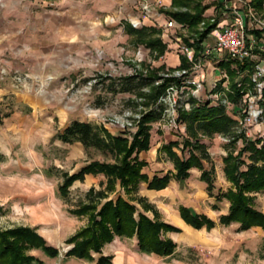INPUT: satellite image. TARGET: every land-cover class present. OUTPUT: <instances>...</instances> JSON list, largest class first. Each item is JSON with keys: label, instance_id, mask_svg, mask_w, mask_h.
Instances as JSON below:
<instances>
[{"label": "rangeland", "instance_id": "374dc122", "mask_svg": "<svg viewBox=\"0 0 264 264\" xmlns=\"http://www.w3.org/2000/svg\"><path fill=\"white\" fill-rule=\"evenodd\" d=\"M16 1L21 4L18 6V10L28 3V0ZM31 1H34L35 5H42L46 2L47 8H43V10L48 16L57 11L55 6H48L49 3L65 1L64 6H59L60 9L64 7L62 13H65V25L67 26L65 30H73L80 35L79 38L78 36L68 38L64 49L57 46L48 53L28 54L31 58L27 57L26 52H14L19 46L14 39V43L6 45V51L1 54L2 62L9 63L11 66H16L21 62L35 67L36 63L43 62L45 65H49L50 72L52 67L60 66L69 73V77L64 78L63 82L61 81V84L65 85L62 90L65 100L48 102V109L52 108L70 114L76 109L81 111L84 119L90 123L114 129L120 133L131 134L135 131L136 122L134 121L138 119L141 111L135 102H131V104L127 102V100H134V96L127 93L113 94L112 103L107 102L106 108L99 113H89L86 110L93 101L90 89L98 87L100 85L98 83L104 84L106 79L113 82L136 74L155 77L156 83L161 78L175 77L181 72L188 74L190 83H195L191 84L193 88L184 90L185 92L181 95L177 92L165 96V114L160 120L150 124L151 146L147 155L144 156L147 166L142 172L146 175L161 176L164 173H173L171 163L163 155L158 157L155 152L159 145L178 139L176 133H184V126H175L173 122L176 117L174 106L177 99L184 102L187 94H190L196 99L205 100L204 97L208 95L207 92H209L213 80L219 82L224 89L228 85L226 70L211 62L200 60V69L193 71V65L189 64L185 57L175 54L174 50H171L172 44L161 37L162 24L169 19L172 20L164 11L182 12L184 9L169 7L170 3L166 4L164 0H161V4L154 3L153 0ZM193 1H199L201 5H209L214 0ZM144 2L147 3L148 12L141 10V5ZM252 13L254 12L252 11ZM213 15L214 8L210 6L204 11L203 19L193 29L187 26L182 29L186 36L183 38L187 41L185 44L189 45V41L193 43L196 41L199 32L204 29L207 23L212 22ZM261 16H264L263 13ZM139 17L142 19L140 18L139 27H135V29L149 28L142 38H137L126 32V27L128 25L132 27L131 22ZM262 17L256 16L259 21L264 22ZM172 33L170 31V34ZM262 33L260 37L263 40L254 37L256 42L254 48L264 53V35ZM78 39L80 47L73 50L70 46L68 49V43L72 45V42H76ZM154 40H159L164 47L160 55L158 50L148 46ZM191 46L193 47V44ZM197 56L198 52L194 53V60H197ZM180 58L186 60V70H180ZM74 65L77 66L76 69H81L79 76L73 75ZM263 65L264 60H261L258 66ZM83 80H85L84 83L79 85ZM197 82L200 83V87L196 86ZM143 91L146 92L147 89H143ZM259 97L260 93L257 97L247 93L235 107L223 102L226 113L238 122L239 130L243 131L245 137L249 139L264 136V124L257 119ZM209 99L214 100L215 98L210 96ZM244 112H247V115L243 119L240 115ZM59 122L62 121L58 118L52 120L54 127H57ZM0 127L2 126L0 125ZM13 142L14 145L0 146V231L19 227L30 228L42 237L47 245L58 250V255L55 258H48L37 250L28 252L40 264H95L94 260L87 262L63 257L71 247L65 241L88 225V216L93 210L79 216L70 214V211L77 209L82 204L80 202L83 201V192L70 190L66 199L60 198L57 194V186L61 179H59L57 171L59 168L61 171H68L89 160L112 163L111 157L101 155L94 150H88L82 153V159L66 162L63 160L62 154L67 151L68 145L61 143L60 145H63L64 148L60 149L52 146L54 141L51 140L49 148L35 151L38 157L34 159L26 150L25 145L21 144L22 140L18 135ZM226 142V138L219 135H214L210 139H202L210 157V162L203 165L206 170L210 167L213 169L215 193L216 191L223 192L229 187L222 174L221 162V158L225 155L223 145ZM239 146L240 142L237 143V147ZM174 151L179 155L178 151ZM140 158L143 156L141 155ZM195 175V172H192L190 177L181 184L170 181L166 192L159 194L156 198L145 196L147 202L152 204L158 212V221L173 226V222L178 221L174 215L177 206L190 208L196 214H204L214 222L217 221L219 215L226 213L227 203L225 201L216 203L213 199L207 198L203 184L198 183ZM83 204L85 205V202ZM212 205H215V211L211 210ZM93 206L97 210L98 202ZM252 207L264 214V193L253 196ZM174 216L176 219L173 218ZM149 217H151L150 214ZM192 230L196 232L185 234L184 229L181 228L178 233L167 232L164 234V237L176 244L175 254L171 257L160 258L141 254L137 251L134 239L118 238H114L109 245H104L101 253L103 256L111 257V264H264V250L261 247L264 232L260 228H251L242 232L237 230L236 224H231L227 227L218 225L208 232L203 229ZM189 235L192 240L188 238Z\"/></svg>", "mask_w": 264, "mask_h": 264}, {"label": "trees", "instance_id": "16d2710c", "mask_svg": "<svg viewBox=\"0 0 264 264\" xmlns=\"http://www.w3.org/2000/svg\"><path fill=\"white\" fill-rule=\"evenodd\" d=\"M210 6L214 8L212 22L207 23L197 35L193 43L196 53L201 49L202 39L219 22L223 0H214L209 5H201L199 1L193 0H170L169 7L184 11H164L176 23L193 29L203 19L204 11ZM248 6L256 16L262 17L264 0H249ZM148 29L142 27L137 30L128 25L126 32L142 38ZM260 34L258 29L246 33L256 39L260 38ZM183 42L187 43L186 40ZM148 46L158 50L159 55L164 49L159 40L150 42ZM261 60H264V53L254 48L251 60L241 64L227 59L219 62L217 66L228 74V85L224 89L218 82L207 92L208 95H217L214 100H199L190 94H187L184 102L177 99L174 106L176 117L173 122L175 126H184V133H176L178 139L163 144L158 149V154L171 163L173 173L153 176L148 180L142 173L146 163L139 161L137 155L149 148L150 124L160 120L165 114L162 99L165 98L168 88H175L180 95L184 90L193 88L188 83L187 73L179 77L161 78L158 83L155 77L139 74L111 83L110 90L113 94H132L134 100H127L130 102L128 104L135 102V105L141 108L138 119L134 121V133L111 135L101 126L76 121H72L61 133H57L55 139L62 144L79 143L84 151L94 150L111 157L113 161H91L72 175L61 173L62 183L58 191L62 197H65L72 182L82 181L84 175H102L106 179L102 189L87 190L84 195L85 205L81 204L77 209L70 211L71 215L79 216L93 210L88 216V225L65 241L71 247L63 257L87 262L94 260L95 264H111V257L103 256L101 249L114 238L134 239L137 251L144 255L160 258L173 256L176 244L164 237V234L178 233L179 229L158 221V212L154 206L135 194L140 183H145L147 190L154 191L164 189L169 181L181 184L188 178L191 169L199 172L198 180L205 185L207 197L216 203L225 201L227 209L226 213L219 215L214 222L187 207L178 206V217L185 225L194 230L204 229L208 232L218 225L227 227L236 224L238 231L260 228L264 232V214L252 207L253 196L264 193V136L255 139L245 137L243 131L239 130L238 122L226 113L224 105L227 103L235 107L247 93L257 97L251 76ZM186 63L184 58H180V70L187 69ZM260 82L262 88L257 100V119L264 124V77ZM143 89L147 91L144 92ZM246 115L247 112H244L240 117L244 119ZM214 135L227 140L223 145L225 155L221 162L223 177L229 185L225 191L216 193L213 186V169L210 167L206 170L203 165L210 162V157L202 143L203 138L210 139ZM174 150L178 151L179 155ZM110 195H113V198L107 199ZM102 200L105 201L96 210L93 204ZM211 210H216L215 205L211 206ZM261 247L264 250V239ZM34 250L40 251L48 258L58 255V250L47 245L33 229L19 227L0 231V264H40L35 257L28 254Z\"/></svg>", "mask_w": 264, "mask_h": 264}, {"label": "crops", "instance_id": "0c3cea01", "mask_svg": "<svg viewBox=\"0 0 264 264\" xmlns=\"http://www.w3.org/2000/svg\"><path fill=\"white\" fill-rule=\"evenodd\" d=\"M164 1L166 4L170 3V0ZM45 4L46 2L42 5H35L34 1L28 0L27 5L24 7L22 6V8L18 10V6L21 4L16 0H0V125L2 126L0 127V146L14 145V138L18 135L22 140L21 144L25 145L26 150L30 152L34 159L38 157L36 152L49 148L51 140L54 141L52 146L60 149L64 148L62 147L63 145H60L61 142L55 139V136L57 133H61L72 121L97 125L96 123H90L88 120L84 119L81 111L76 109L70 114L65 111L59 112L56 109L53 110L52 108H47L49 107L47 103L50 101L55 100L58 102L65 100V95H63L64 92L62 91L65 85L63 86L61 81L63 82L64 78L66 79V77H69V73L65 72L64 68L60 66L57 68L54 66L50 72L49 65H45L43 62L36 63L35 67L28 63L20 62L16 66H11L9 63L4 64V62H2L3 57L1 54L6 51V45H9L10 43L12 44V42L14 43V39L15 43L19 45L17 47L18 49L16 48L14 52H26L27 57L31 58L28 54L48 53L49 51H53L57 46L58 48L62 47V49H64L65 42H68V38L80 37V35L76 34L73 30H65L67 28L65 25V13H62V11L64 12V7H62V9L59 7L64 6L65 1H54L52 4L49 3L48 6H55L57 9L56 12H53L52 15L49 16L44 13L43 8H47ZM262 18H264V16ZM55 38L56 40H54ZM260 40L263 39L260 37ZM54 41H56V43H54ZM72 43V45L68 43V49H70V46H72L71 49L73 50L76 47H80L79 39ZM76 67L75 65L73 66V75L79 76L81 69H76ZM84 81L85 80L81 81L79 85L84 83ZM111 83L112 81H107L106 79L104 84L101 85V83H98L100 84L98 87L90 89V96L93 101L92 105L86 110L87 112L99 113V111L107 107V102L112 103L113 93L110 90ZM56 118L60 119L62 122H59V125L54 127L52 120ZM104 129H106L111 135L120 133L114 129H108L105 126ZM161 145L156 147L155 153L158 157L160 156V154H158V149ZM150 146L149 137V148L146 152H141L137 155L139 161L146 163L144 156L147 155ZM82 153H85V151L81 144L72 143L68 145L67 151L62 154L64 156L63 160L69 162L75 159H82ZM141 155L143 158H140ZM91 161L96 160H89L78 164L76 167L69 169L68 171H61L60 168L58 169L57 173L59 174V179H61V181L57 186V194L60 198L66 199L70 190H81L83 192V201L80 203L83 204L84 195L88 189L93 188L98 190L105 186L106 179L104 176L87 174L83 176L82 181L72 182L66 190L65 197L60 195L58 188L62 183L61 173L72 175ZM55 166L58 165L55 164ZM192 172H195V177L198 180L199 172L195 169L189 171L188 178ZM143 174L148 180L153 176L160 177L157 174H152L151 176H148L145 173ZM198 183L203 184L199 182V180ZM203 186L205 189L204 184ZM166 187L159 191L147 190L146 184L140 183L135 195L143 198H145V196L156 198L159 194L166 192ZM111 198H113V195H110L107 199ZM105 200L100 201L97 208H99ZM174 215L178 218L176 223L173 222L174 227L179 229L183 228L185 234L196 232L190 229L189 226L185 225L178 217L177 208Z\"/></svg>", "mask_w": 264, "mask_h": 264}, {"label": "built area", "instance_id": "2783aa9c", "mask_svg": "<svg viewBox=\"0 0 264 264\" xmlns=\"http://www.w3.org/2000/svg\"><path fill=\"white\" fill-rule=\"evenodd\" d=\"M153 2L161 4V0H153ZM248 3L249 0H223L220 20L215 28L202 39L200 43L201 49L198 51L197 60H194L193 58L194 53H196L194 47L191 46L193 42L189 41V45L183 42V38L186 36L182 32V29H185V25L174 23L170 19L167 20L161 26V37L167 39L169 43L172 44L171 50H174L175 54H180L185 57L188 63L193 65V71L200 69V60L211 62L212 64H215V66L226 59L241 64L245 61L251 60L252 50L256 44L253 35H246L247 31L258 29L262 31V34L264 35V22H261L256 18L255 14L252 13V10L248 6ZM146 7L147 3L144 2L141 5V10L143 12H148ZM143 14L145 15V13ZM140 18L141 17L131 22L132 28L139 27ZM170 31L173 33L170 34ZM183 74L185 73L181 72L175 77H179ZM263 77L264 65L261 67L255 66L251 79L255 83L256 93H258L257 96H259L262 88L260 80ZM188 83L190 85L195 84L194 82L190 83V81ZM217 83L218 82L213 80L210 89H212ZM196 86L200 87V83L197 82ZM177 92L178 91H176L175 88L170 87L167 90L166 97ZM210 96H214L215 99L217 98V95H207L204 99H209ZM162 102L165 103V98L162 99Z\"/></svg>", "mask_w": 264, "mask_h": 264}, {"label": "bare ground", "instance_id": "6f19581e", "mask_svg": "<svg viewBox=\"0 0 264 264\" xmlns=\"http://www.w3.org/2000/svg\"><path fill=\"white\" fill-rule=\"evenodd\" d=\"M174 219H176V217L174 216L173 217ZM177 221V220H176ZM191 233V232H190ZM190 236V235H189ZM190 240H192V237L190 236V237H188Z\"/></svg>", "mask_w": 264, "mask_h": 264}]
</instances>
